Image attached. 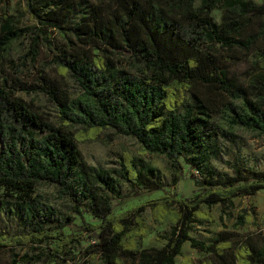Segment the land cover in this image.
I'll return each mask as SVG.
<instances>
[{
  "label": "trees",
  "instance_id": "trees-1",
  "mask_svg": "<svg viewBox=\"0 0 264 264\" xmlns=\"http://www.w3.org/2000/svg\"><path fill=\"white\" fill-rule=\"evenodd\" d=\"M219 6L218 24L211 12ZM24 12L35 21L30 28H14L15 18L2 17L0 61L14 40L27 38L14 66L21 70L34 63L52 29L67 46L54 55L58 77L41 68L34 80L0 82V187L15 199L13 212L26 229L10 240L0 229V248L53 243L40 254L42 264H51L84 236L91 243L82 251L81 264L98 254L103 264H177L175 257L189 242L205 255L186 256L178 264H264V244L251 237L234 239L225 227L209 242L190 235L196 226L216 220L214 205L220 206L223 220L234 198L264 189V169L231 164L227 173L209 164L222 153L215 141L234 142V127L264 135V56L255 62L261 72L235 89L218 62L219 46L249 49L264 37V2L60 0L55 7H36L27 1ZM253 23L257 33L240 38ZM120 50L132 55L134 70L110 63V55ZM18 91L43 95L54 114L43 115ZM107 129L133 137L141 149L138 156L122 152L115 167L103 170L80 159L78 143L97 140ZM144 154L166 158L168 183L140 157ZM181 159L191 168L198 192L164 193L113 212L114 197L130 196L123 193V183L131 193L177 187L184 177ZM41 181L56 187L64 206L35 194ZM84 205L99 221L86 223L82 233L65 234L63 228L73 222V214H82ZM147 209L155 223L170 225L167 235L157 236L164 241L160 248L139 246L152 230L143 216ZM254 213L251 201L236 214L233 228L252 223Z\"/></svg>",
  "mask_w": 264,
  "mask_h": 264
},
{
  "label": "rangeland",
  "instance_id": "rangeland-1",
  "mask_svg": "<svg viewBox=\"0 0 264 264\" xmlns=\"http://www.w3.org/2000/svg\"><path fill=\"white\" fill-rule=\"evenodd\" d=\"M29 1L36 7H51L60 0H0V24L2 23L3 15L15 18L13 23L14 28H27L35 25L34 19L29 12H24V7ZM256 5H260L264 0H251ZM199 1L196 2L198 4ZM223 7L219 6L212 10L211 16L218 24L221 22ZM258 26L255 23L246 27L242 31L240 38L247 39L257 33ZM50 38L47 39L45 45L40 50L39 56L34 63H27L21 70H16L14 64L18 62V57L26 51V46L29 39L14 40L10 47L8 55L0 61V82L7 79L19 77L23 80L31 81L38 77L41 68L49 71L51 75H56L53 68L54 55L60 52V49L66 47L67 44L62 38L57 29L49 30ZM50 43V44H49ZM76 46V45H73ZM218 46V44L216 45ZM208 49V46H204ZM264 56V37L258 36L249 49H244L239 46H219L218 62L220 65L226 67L228 76L232 81V89L239 86H244L255 78L261 72L255 66V62L262 59ZM110 63L119 69L134 70V60L132 55L125 50H120L109 57ZM58 77V76H57ZM203 90H213L211 88H202ZM17 95L29 102L34 109L45 116L54 114L52 105L47 101L46 97L41 94H25L17 92ZM214 97H218L212 93ZM228 98V96H227ZM214 116V120L218 119ZM53 119H56L54 116ZM235 134V140L232 144L217 140L215 147L221 150V155L211 158L209 164L219 168L227 173H232L231 164H236L246 168L264 169V135H260L255 131L247 130L241 127H234L232 129ZM80 159L97 168L107 170L117 165L118 156L122 152H129L137 155L140 152V145L133 137L116 134L113 130H104L99 138L94 141H85L78 143ZM142 157L149 164L157 168L160 172V177L164 183L170 181L171 172L168 162L163 155L158 154H144ZM184 166V177L179 181L177 187L171 188L164 186L158 190H138L131 193L129 187L123 183L122 191L124 194H130L129 197L118 198L114 197L112 200L113 212H118L125 208L131 207L139 202L145 201L149 198L159 196L164 193H172L179 196H192L201 188L196 184V181L191 177L192 170L188 164L181 159ZM35 194L41 195L44 200L56 207L64 206V201L58 196L56 187L53 184L39 182L35 188ZM14 198L7 196L2 187H0V229L7 233L10 240L11 237L18 233L26 231L23 224L18 220L13 212ZM254 202L259 205V210L254 213V221L245 224L240 228L234 229L233 223L235 216L241 213L243 209L249 207V202ZM212 211L215 214L216 220L211 224L203 226H196L190 235L196 239L209 242L213 239L215 234L225 227L232 233L234 239L251 237L252 241L258 245L264 244V190H260L256 195L249 197H236L233 202L227 206L223 214V220H220V206L214 205ZM74 220L72 223L63 228L65 234L82 233L86 223L94 224L99 221L98 218L91 215L87 206H83L81 215L73 214ZM143 216L148 219L152 226L151 233L146 237L140 239V248H160L164 241L157 240L158 235H167L170 231L169 224L155 223L149 213V210L143 212ZM263 230H262V229ZM261 229V230H259ZM91 243L90 240L82 237L79 245L69 247L65 256L61 260H53L51 264H81L83 260L82 251ZM53 246V243L27 246H16L13 248H0V264H42L40 260L41 253H47ZM26 255L25 260L20 257ZM204 252L197 251L185 242L181 249V255L175 257V262L180 263L181 259L186 256L192 257L194 260L204 256ZM88 264H103L98 255L88 258ZM131 264V263H130Z\"/></svg>",
  "mask_w": 264,
  "mask_h": 264
},
{
  "label": "crops",
  "instance_id": "crops-1",
  "mask_svg": "<svg viewBox=\"0 0 264 264\" xmlns=\"http://www.w3.org/2000/svg\"><path fill=\"white\" fill-rule=\"evenodd\" d=\"M262 190H264V189H262ZM258 192H259V191H258ZM258 192H257V193H258ZM257 193H256V194H257ZM256 194H255V195H256ZM258 208H259V205H257V203H256V204H255V211L259 210ZM261 229H262V228H261ZM261 229H259V230H261ZM262 230H263V229H262Z\"/></svg>",
  "mask_w": 264,
  "mask_h": 264
}]
</instances>
